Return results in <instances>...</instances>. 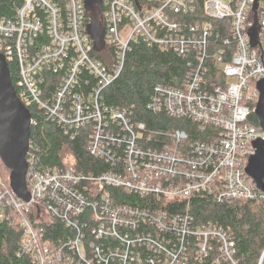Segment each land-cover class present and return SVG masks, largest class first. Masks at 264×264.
Masks as SVG:
<instances>
[{
  "label": "built area",
  "instance_id": "built-area-1",
  "mask_svg": "<svg viewBox=\"0 0 264 264\" xmlns=\"http://www.w3.org/2000/svg\"><path fill=\"white\" fill-rule=\"evenodd\" d=\"M198 1L103 0L106 47L115 49L109 68L92 55L84 0H20L15 17L2 20L0 53L19 67L15 88L22 104L44 110L72 138L90 126L91 155L111 165L101 175L59 167L39 172L31 156L29 202L1 179L0 225L18 216L19 255H30L33 264H240L230 234L212 222L196 224L191 203L202 195L264 204V192L246 173L254 142L264 139L250 122L256 85L264 78V0L257 11L256 0H204L205 16L230 22L212 54L214 27L180 18L195 14ZM256 13L259 41L253 46ZM139 41L195 65L182 88L159 85L147 105L156 115L191 121L195 131L152 130L135 121L132 110L105 103L104 90ZM209 60L223 74L218 86L208 87ZM196 133L210 140H193ZM111 189L141 202L116 200ZM33 211L43 225L60 219L70 231L67 239L54 244L46 238Z\"/></svg>",
  "mask_w": 264,
  "mask_h": 264
},
{
  "label": "trees",
  "instance_id": "trees-1",
  "mask_svg": "<svg viewBox=\"0 0 264 264\" xmlns=\"http://www.w3.org/2000/svg\"><path fill=\"white\" fill-rule=\"evenodd\" d=\"M204 2V0L198 1L195 14L182 15L180 18L188 24L208 22L214 27L213 37L210 38L212 43L210 54H212L228 36L230 22L205 16ZM18 4L20 0H0V23L3 19L15 17ZM86 17L90 20L89 13H86ZM92 55L107 68L115 63V49L109 44L102 52L93 51ZM193 66L195 65H189L187 56H180L170 49L151 46L142 41L136 42L128 52L123 72L104 90V101L107 105L118 109L132 110L134 120L146 123L152 130L185 129L191 133L197 129L191 121L170 119L165 114L156 115L148 109L147 105L155 88L159 85L182 88ZM207 66L208 87L223 83L224 77L220 69H215L211 60L208 61ZM9 68L16 87L20 79L19 67L11 64ZM30 112L36 123L31 127L27 159L34 156L36 171L46 172L59 167L72 169L84 175H101L111 170V165L96 159L89 151L90 126L82 129L76 138H72L56 121L48 120L44 110L34 106L30 108ZM250 122L261 128L255 113H252ZM194 135L191 136L193 140H210L209 135L199 136L197 133ZM0 167L4 170L1 179L10 184L11 171L3 164L1 158ZM30 187V180H28V188ZM110 191L115 199L121 202H141L139 198L134 199L126 195L124 190L111 189ZM181 207L184 208V205ZM38 210L42 211V208ZM191 212L196 224L212 222L223 227L230 234L235 243L236 258L240 264H264V204L260 200L219 202L211 196L199 195L192 200ZM10 216L11 220L6 218L0 225V264H33L30 255L18 254L23 229L18 216L14 214ZM30 217L35 225L46 227V238L54 244L67 239L70 234L65 224L58 218H55L56 220L48 218L49 223L43 225L37 220L34 211Z\"/></svg>",
  "mask_w": 264,
  "mask_h": 264
},
{
  "label": "water",
  "instance_id": "water-1",
  "mask_svg": "<svg viewBox=\"0 0 264 264\" xmlns=\"http://www.w3.org/2000/svg\"><path fill=\"white\" fill-rule=\"evenodd\" d=\"M258 2L259 0L255 1V11L258 9ZM84 6L90 15L87 33L93 41V50L102 52L106 48V28L101 20L103 0H84ZM250 36L251 44L256 46L259 41L257 13ZM256 87L259 98L254 113L258 116L260 127L264 132V78L257 82ZM31 127L32 114L19 100L8 62L5 56L0 53V158L11 171L10 186L12 190L26 202L31 200L28 188L29 163L27 160ZM253 146L255 153L249 159L246 173L257 188L264 192V139L254 142Z\"/></svg>",
  "mask_w": 264,
  "mask_h": 264
},
{
  "label": "rangeland",
  "instance_id": "rangeland-1",
  "mask_svg": "<svg viewBox=\"0 0 264 264\" xmlns=\"http://www.w3.org/2000/svg\"><path fill=\"white\" fill-rule=\"evenodd\" d=\"M2 172L4 173V170L0 167V180H1V178L3 177V175H2L3 173H2ZM262 260H263V259H262ZM262 260H261V261H262ZM260 264H261V263H260Z\"/></svg>",
  "mask_w": 264,
  "mask_h": 264
}]
</instances>
